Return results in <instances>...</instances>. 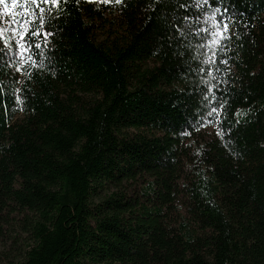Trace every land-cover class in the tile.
<instances>
[{
	"label": "trees",
	"instance_id": "1",
	"mask_svg": "<svg viewBox=\"0 0 264 264\" xmlns=\"http://www.w3.org/2000/svg\"><path fill=\"white\" fill-rule=\"evenodd\" d=\"M5 3L0 29L20 19ZM44 15L53 35L24 61L0 39V264H264V0H67ZM213 16L231 37L215 64ZM204 93L219 114L198 125Z\"/></svg>",
	"mask_w": 264,
	"mask_h": 264
},
{
	"label": "snow or ice",
	"instance_id": "2",
	"mask_svg": "<svg viewBox=\"0 0 264 264\" xmlns=\"http://www.w3.org/2000/svg\"><path fill=\"white\" fill-rule=\"evenodd\" d=\"M105 3H110L112 0H104ZM123 0H115V3H122ZM62 3H67V0H12V8L15 9V13L20 19H16L15 16L10 17V28L0 29V39L4 37V34L11 32L10 40L14 42L10 44V47H13V54L16 52L19 53V58L21 61L26 59L27 53L31 52L33 48L40 49L41 44L36 43L32 40V37H43L44 46L47 47L48 38L53 35L50 31H45L46 18L45 13H48V18L51 17L52 9H60ZM204 3H208V0H204ZM0 4H4L5 13L8 12V4L5 3V0H0ZM51 5V7H45V5ZM219 12V9H216ZM210 19L214 21L212 27L215 31H211L210 35L212 39L209 41L208 47L213 48L212 55L205 61V63L215 64L216 60V51L215 48L223 49L225 47L224 42L231 39L229 35V25L224 23L223 20H216V17L213 16ZM35 26V27H34ZM202 31L208 32L209 29H202ZM18 37V39H17ZM42 54V53H41ZM31 55L27 56V60H31ZM220 63L227 64V60H220ZM36 64V61H33ZM39 64L42 66L43 61H40ZM23 68V64L16 69L18 72ZM218 70V69H217ZM203 71V69H201ZM211 75V73H209ZM19 91V90H18ZM211 91V90H210ZM19 101L20 98L17 97ZM221 108L223 105L220 106ZM213 114H219L216 107H213L208 113V116L211 117ZM211 123V120L208 121ZM203 126V124H202ZM218 136H223L222 131L217 132Z\"/></svg>",
	"mask_w": 264,
	"mask_h": 264
},
{
	"label": "rangeland",
	"instance_id": "3",
	"mask_svg": "<svg viewBox=\"0 0 264 264\" xmlns=\"http://www.w3.org/2000/svg\"><path fill=\"white\" fill-rule=\"evenodd\" d=\"M10 13H11V8L9 5H8V12L5 13L4 4H0V20L2 22L8 21ZM96 34L100 38L103 37L102 30H100V31L97 30ZM172 54H174V53H171V54H168L165 56L156 57L154 59L153 66H158L160 64V62H161V65L162 64H165V65L170 64L169 62L172 58L179 56L178 53H176L174 55H172ZM164 59L166 60V62H164ZM155 68H157V67H155ZM204 97L208 101L207 104H209V107L206 108L205 106H203V109L198 114H197L198 109H200L202 107H200V106L195 107L194 123L198 124V125L200 123L206 122L207 120H209L211 118L208 116V113L214 107V101L211 100L209 94L204 93ZM212 130H213V126H210V125H206V126L202 127V131L210 132ZM115 189L119 190L118 188H114V187L97 190L95 192V194L93 195V203L94 204L98 203V205H99ZM219 198H220L219 201H220L222 207L225 209V211L227 213L232 215L234 218L241 219V218H245V217L251 215L248 204L243 199H241L239 197H233L229 194H225V195L221 194Z\"/></svg>",
	"mask_w": 264,
	"mask_h": 264
}]
</instances>
